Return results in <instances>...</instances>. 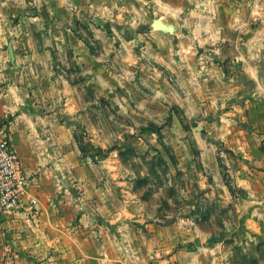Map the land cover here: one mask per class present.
Wrapping results in <instances>:
<instances>
[{"label":"rangeland","instance_id":"rangeland-1","mask_svg":"<svg viewBox=\"0 0 264 264\" xmlns=\"http://www.w3.org/2000/svg\"><path fill=\"white\" fill-rule=\"evenodd\" d=\"M94 1L0 0V135L51 172L62 264H264V0Z\"/></svg>","mask_w":264,"mask_h":264},{"label":"crops","instance_id":"crops-1","mask_svg":"<svg viewBox=\"0 0 264 264\" xmlns=\"http://www.w3.org/2000/svg\"><path fill=\"white\" fill-rule=\"evenodd\" d=\"M80 1L77 0V4L82 3V0ZM89 2V8L91 10L92 8H94L95 1L89 0ZM76 7L77 6L75 5V7L73 8L70 5L69 1L67 2V4H63V8L66 9V16L64 21L67 22L69 21V19L73 21V17H75V15H82L83 17V14L86 13L83 10H86L87 6L85 8L80 6V9H75ZM51 9L53 11V8ZM3 75L5 76L4 78ZM5 78H8V76L7 72L4 71L2 74L0 73V115H4L6 113V115L8 116H12V114H16L17 107L12 104V102L10 103L8 101L9 98L7 97V95L3 93V90H6L3 83V80H5ZM36 84L33 83L34 87H32L33 90H31L33 91V94L37 95V99L39 101L46 97L54 98L51 96L55 95L56 93L50 90H44L41 87L40 89H38V87H36ZM14 85L16 89L19 90H16V92H19L20 98H22L21 93L26 95L23 89L25 90L27 89V87L19 86L20 84L17 83ZM27 92L29 93V89ZM34 104H36V102H34ZM17 128L20 127H16V129ZM2 136L4 135H0V137ZM15 141L17 143H15L16 149L23 160L25 169L28 171V173L33 175L31 191L40 200L39 209L41 210L42 222V229L40 230L45 231V234L44 236L35 238V235L31 232V228L24 223L25 217L27 216L20 215L13 218L14 222H19L18 224L16 223L15 226H11V223L7 221H0V245L3 243L2 239L4 238V234H6L7 231L9 233L8 236H11L13 238L11 242L6 243V246H4L3 248L0 247V260L1 262L3 259L7 260V262H5L4 264H62L61 261H64L65 263L66 259L73 258L72 254L70 253L69 246H74L75 243L72 241V239L68 240L66 237H63L64 235L62 236L58 233L59 231L63 232V229L60 225L64 223L62 221L63 218L60 217L61 215H59L58 212L56 214V209L52 206V201H54L56 195L54 194L55 191L52 189L53 178L51 177V172L49 169L44 168L45 161L43 160V158L39 157V154H37L36 150L33 148L34 141H31L30 139L28 140L27 138H25V136H21L18 134H16L15 136ZM66 209L67 207H65L63 210ZM2 219L7 218L0 217V220ZM11 229H16V232L11 231L13 233L12 234L10 232ZM52 229H57V232L52 231ZM51 246H56V248H58L60 252L55 253L52 257L56 258V261H52L51 263H49L46 260L47 258H50L47 257V254L49 253ZM6 249H13L12 254L15 255V257H11L10 254L6 252Z\"/></svg>","mask_w":264,"mask_h":264},{"label":"built area","instance_id":"built-area-1","mask_svg":"<svg viewBox=\"0 0 264 264\" xmlns=\"http://www.w3.org/2000/svg\"><path fill=\"white\" fill-rule=\"evenodd\" d=\"M32 181L33 175L25 169L13 140L8 135L0 137V217H28L39 210Z\"/></svg>","mask_w":264,"mask_h":264},{"label":"water","instance_id":"water-1","mask_svg":"<svg viewBox=\"0 0 264 264\" xmlns=\"http://www.w3.org/2000/svg\"><path fill=\"white\" fill-rule=\"evenodd\" d=\"M10 50H11V52H13L12 46H10ZM198 128H201V127H200V126H198Z\"/></svg>","mask_w":264,"mask_h":264}]
</instances>
